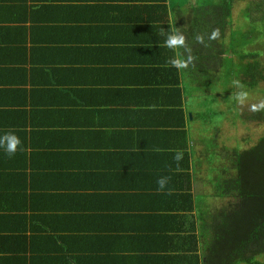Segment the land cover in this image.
Instances as JSON below:
<instances>
[{"label":"trees","instance_id":"obj_1","mask_svg":"<svg viewBox=\"0 0 264 264\" xmlns=\"http://www.w3.org/2000/svg\"><path fill=\"white\" fill-rule=\"evenodd\" d=\"M70 1L36 0L34 8L37 13L48 7L65 11L71 7ZM107 1L95 13L100 17L91 30L92 43L79 45L54 35L56 48L42 47L46 57L39 62L31 60L32 72H40L44 83L48 82L46 89H51L54 97L59 95L61 107L55 114L66 121L83 112L75 123L62 124L73 136L63 140L67 152L58 157L48 153L51 148L40 133L47 132L49 123L35 120L45 115L44 106L32 104L29 137L27 133L23 137L11 121L8 127L0 125V135L14 132L21 141L11 155L0 147V260L7 251L17 249L11 245L20 243L38 264H117L125 254L138 261L141 255L137 249L119 245L123 240L118 234L134 232L116 229L112 223L156 218L164 226L159 234L170 233L176 241L185 242L187 237L196 239L195 222L200 218L204 231L210 226L214 232L207 240V264H264V134L252 143L247 138L240 144L226 132L234 119L223 110L219 112L226 121H220L219 126H227L219 135L209 138L207 130L197 128L200 137L196 144L202 148L189 141L187 131V120L188 125L201 121L217 127L218 120L212 119L218 113V86L228 101L238 89L237 83L253 89L264 81L260 52L246 49L264 32V0H200L187 13L182 10L190 0ZM240 2H244L240 17L249 26L245 31L239 26L242 24L234 22V9ZM213 31L217 36L210 39ZM173 32L185 36L189 52L164 45ZM202 34L208 42L196 40ZM154 48L172 53L170 60L177 54L185 59L191 55L192 60L182 69L170 68L174 76L169 78L167 69L159 65L154 70L143 67L147 52ZM125 56L129 63L140 61L142 66L126 65ZM185 97L192 109L173 106L182 104ZM119 104H123L124 113L141 115L140 122L103 123V109L100 114L98 107L108 106L106 114H116ZM51 110L49 116H53ZM96 111L102 132L94 129L92 121L82 122L83 115ZM245 114L242 112V122ZM249 119L264 123V107L252 109ZM115 126L123 127L119 128L123 138L129 135L117 149L138 150L142 157L153 158V162L143 163L149 167L140 174L152 181L143 185L153 210L150 217H125L128 208L121 201L122 192L114 188L122 160L108 159L106 150L111 146L95 139L117 131ZM144 134L152 135L150 144L137 142ZM178 152L180 160L174 158ZM160 178H166L162 190L157 184ZM201 182L210 186L207 193ZM37 197L41 200L31 202ZM214 197L223 201L222 207L204 210L207 198ZM144 230L138 228L136 233ZM147 232L152 235L158 230L152 227ZM115 236L117 241H113ZM179 246L180 252L174 250L177 258H193L183 252L185 245ZM121 248L125 254L117 251Z\"/></svg>","mask_w":264,"mask_h":264},{"label":"crops","instance_id":"obj_2","mask_svg":"<svg viewBox=\"0 0 264 264\" xmlns=\"http://www.w3.org/2000/svg\"><path fill=\"white\" fill-rule=\"evenodd\" d=\"M35 1L36 0H5L3 3H0V110H2V112H0V125L8 127L11 121L15 129L23 134V137L26 133V137H29L33 118L31 113L32 104H36V106L39 107L44 106L47 112L45 111L44 116H38L35 120L49 123V125L46 126L47 132L40 134L44 137V144L51 148L48 153L53 157H58L68 150V148L64 146L63 140L68 137H73L62 129V124L68 121L75 123L83 112L76 115L77 117L75 116L77 119L66 121L55 114V112L58 113V108L61 107L59 95L54 97V94H51V89H46L48 87H45V84L48 85V82L44 83L45 79L41 77L40 72H32L31 60L32 58H37L39 62L46 57V53L41 50L42 47L52 48L55 46L56 48L57 42L54 40L55 38H53L54 35L58 36L56 39L63 38L67 42L72 41L79 45L89 41L92 43L94 35L91 30L96 26L95 20L100 17L99 15H95V13L101 5L108 1L71 0V7L65 11H63V9L59 10L57 8L48 7L38 13V8H34L36 5ZM196 1L197 2L194 3L193 0H190L182 11L185 13L191 12V6L200 3V0ZM216 1L217 0H214V2ZM201 36L204 42H208V38H205L204 34ZM74 54H76V52H74ZM74 54L71 52L72 56ZM171 55L172 53L168 51L165 52L158 48L149 50L143 60V67L154 70V68L159 65L163 69H167L169 78H172V76H174V71H171L170 68H174V66L170 63ZM123 60L126 65L132 68L134 66H142L140 61L136 63L131 61L129 63V58L126 56ZM46 90L49 91V93H46ZM189 90L190 89H188V91ZM49 96L50 99H48ZM53 97L54 99H52ZM122 99L125 102L124 96ZM48 100H50L49 103ZM173 106L192 109V103L188 101L186 97L182 104L178 102L174 103ZM50 108L53 109V111L51 110L53 116H49L51 114L48 111ZM98 108L100 114L102 112L101 109H103L104 115H101L100 118L103 123H121L122 121V123L127 125H135L141 120V115L139 114L124 113L125 111L122 110L123 104H119L115 107L116 114H106L104 110H106L108 106L100 105ZM189 112L191 115L192 111ZM97 113L98 111L90 113V116L88 114L83 115L82 119L84 120L82 122L86 123L92 121L94 123V129L102 132L104 128L100 125V119ZM105 128L107 129L108 127L106 126ZM115 128L117 131L112 130L110 133L107 132V136L95 137V139H100L102 140V144L111 146L110 150H106L110 155L108 159L113 160L118 157L122 160L121 165L118 166L117 169V171L119 170V177L115 178L114 188L122 192L120 196L121 201L124 202L128 208L125 217H134L139 214L141 216L146 215L150 217V215L153 214V210L149 205L151 201L146 197L143 185L144 183H151L152 181L149 182L148 178L140 176V174L149 167L148 164L143 163L148 160H152L148 162H153V158L142 157V154L138 150L123 152L125 148L117 149L115 146L122 143L123 139L127 140L129 135L123 138L120 132L121 129H119L123 127L115 126ZM20 129H22V132ZM129 129L136 130V126H129ZM187 131L189 133V141L196 144L198 137H200L197 125L192 123L188 125L187 120ZM144 136L145 137L137 142L150 144L151 140L149 136L152 135L144 134ZM196 145L198 147L197 149L202 148L200 143ZM133 173L135 175H133ZM203 175L204 172L200 175L199 180ZM199 184H201L202 191L207 193V191H205V186L208 184L204 182ZM129 185H134V187L128 189ZM37 200L41 199L37 197V199L31 200V202ZM209 202L210 200L207 198L206 203ZM206 203L204 202V210H207L206 208L208 207H212L207 206ZM135 208L138 209L134 210ZM112 217L122 218L123 216L112 214ZM140 221L144 220L129 218L123 222L112 223V226L116 229L124 228L127 232H134L132 234H118L123 240L119 245L123 247L130 246L131 248L137 249L136 252L139 256L141 255L138 261H136V259H129L126 257L125 249L121 248V250L117 251L125 255H121V258L117 259V264H207L206 258L209 252L207 240L213 237L214 232L209 228L210 226L204 231V221L202 219L197 218V222H195L197 228V231H195L196 239L187 237L185 242H178L181 240L176 241L170 233L164 235L162 231L159 234V228L162 229L164 226L159 223L156 218H149V220L144 222ZM152 227L158 230V232L151 235L152 232L147 231ZM138 228L145 230L136 233ZM131 236L134 238L130 239ZM193 240H195V242ZM113 241H117L116 236ZM182 244L185 245V251L183 252L187 254L188 257H193L189 259V261H183L177 258L174 253V250L181 249L179 245ZM10 247L17 249L7 251L5 259L0 260V264H38L34 257L31 256L30 251L24 248L20 243L13 244ZM178 251L180 252V250Z\"/></svg>","mask_w":264,"mask_h":264},{"label":"rangeland","instance_id":"obj_3","mask_svg":"<svg viewBox=\"0 0 264 264\" xmlns=\"http://www.w3.org/2000/svg\"><path fill=\"white\" fill-rule=\"evenodd\" d=\"M194 3H196V0H193ZM244 2H240L234 9V22L242 25H239L242 27L243 31H245L247 28H249V26L245 23L247 22L246 19L244 17H240V13L242 10V6H243ZM237 25V24H236ZM238 26V29L240 30L241 27ZM261 25H260V29H261ZM246 49L248 51L256 49L260 52V58L262 59V62L264 64V32L262 35H259V37L256 39V41L250 43L249 45L246 46ZM238 89L234 90V93L232 94V96L237 97L238 93L240 92H246L247 95L244 98V101L238 102V100L235 98H231L232 96L229 97V100H225L223 99V95L221 92V85L218 86L219 90L217 91L218 93V99L215 103L216 106V110H218V113L216 114V116L212 119L214 120H218L217 121V127L214 128V126L212 124L209 123H203L201 121H196L197 122V128L198 129H204L207 130V136L209 138H214L216 137V135H219L220 131H223L222 129H225L227 126V124L224 126L222 124V129L220 128L219 124L221 123L220 121L223 120V112H219V110H223L224 112L229 113L230 116L233 117L234 122L229 124V130H226V132L228 134H230L231 136H234V138L239 140L240 144L246 143L247 138H251L250 143L256 141L258 139L259 136H261L262 134H264V123L263 122H259V121H253L249 119V114L252 111V105H257V104H262L264 103V81H261L257 87L251 89L248 86H243L239 83L236 84ZM235 85V86H236ZM238 104V105H237ZM232 106V107H230ZM197 110V109H196ZM195 110V111H196ZM194 111V112H195ZM242 112L245 114H248L246 116L245 114V118L246 121L242 122L241 121V117ZM227 116V115H226ZM226 120H223V122H225ZM211 132V133H210ZM250 136V137H248ZM238 143V142H237ZM249 143V144H250ZM210 190V186L206 185L205 186V191H209ZM210 200V204L212 205L211 210H219L220 207H222L223 201H220V199L218 197H214L209 199Z\"/></svg>","mask_w":264,"mask_h":264},{"label":"clouds","instance_id":"obj_4","mask_svg":"<svg viewBox=\"0 0 264 264\" xmlns=\"http://www.w3.org/2000/svg\"><path fill=\"white\" fill-rule=\"evenodd\" d=\"M217 36V32L213 31L211 33V36L209 37L210 39L215 38ZM197 41L202 42L203 37L202 36H197L196 37ZM164 45L167 48L170 49H178V48H184L185 52H189L190 49L187 47L185 43V36L182 33L179 32H173L169 35H167L166 39L164 40ZM192 60V56L188 55L187 58H183L180 54H177L175 58H172L170 60V63L172 66L176 67L177 69H182L186 67L188 62ZM247 95L246 92H240L237 95V100L238 102H243L245 96ZM258 107H264V103L260 105H252V109L256 110ZM21 141L19 137L14 133V132H6L3 135H0V147L4 149L6 153L9 155L15 153L17 151L18 146L20 145ZM181 153H176L175 159L180 160L181 159ZM157 184L159 189H164L166 185V178H160L157 180Z\"/></svg>","mask_w":264,"mask_h":264}]
</instances>
